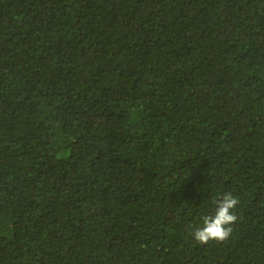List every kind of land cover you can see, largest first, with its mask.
Wrapping results in <instances>:
<instances>
[{"label":"trees","instance_id":"trees-1","mask_svg":"<svg viewBox=\"0 0 264 264\" xmlns=\"http://www.w3.org/2000/svg\"><path fill=\"white\" fill-rule=\"evenodd\" d=\"M0 264H264V0H0Z\"/></svg>","mask_w":264,"mask_h":264},{"label":"clouds","instance_id":"clouds-1","mask_svg":"<svg viewBox=\"0 0 264 264\" xmlns=\"http://www.w3.org/2000/svg\"><path fill=\"white\" fill-rule=\"evenodd\" d=\"M239 204L238 198L232 193L223 194L216 203L214 215H207L202 219V226L192 233L193 239L201 245L210 241L223 243L227 241L232 232L233 225L237 222L235 209Z\"/></svg>","mask_w":264,"mask_h":264}]
</instances>
